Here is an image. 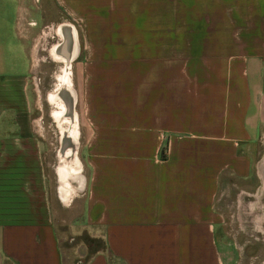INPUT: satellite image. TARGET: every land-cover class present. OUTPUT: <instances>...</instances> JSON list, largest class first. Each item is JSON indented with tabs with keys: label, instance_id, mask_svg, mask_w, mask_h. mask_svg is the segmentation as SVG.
Returning a JSON list of instances; mask_svg holds the SVG:
<instances>
[{
	"label": "crops",
	"instance_id": "0c3cea01",
	"mask_svg": "<svg viewBox=\"0 0 264 264\" xmlns=\"http://www.w3.org/2000/svg\"><path fill=\"white\" fill-rule=\"evenodd\" d=\"M55 1L85 20L93 52L76 61L86 184L68 222L104 244L85 264H229L216 200L225 174L250 177L264 141V0H0V264H64L31 77L35 26ZM67 27L75 42L68 24L42 34L58 39L55 84ZM74 149L53 168L62 205L59 166L83 186Z\"/></svg>",
	"mask_w": 264,
	"mask_h": 264
},
{
	"label": "rangeland",
	"instance_id": "374dc122",
	"mask_svg": "<svg viewBox=\"0 0 264 264\" xmlns=\"http://www.w3.org/2000/svg\"><path fill=\"white\" fill-rule=\"evenodd\" d=\"M105 22L102 26H110L109 20H105ZM60 24L71 25L75 30L74 42L73 30L68 27L65 28L64 34L69 37V40L67 44L62 46L65 47L63 50H67V48L68 50H73L74 43L76 46V56L70 66L72 90L71 88L60 90L53 96L50 94L48 98L49 105L45 96L52 91L55 85V78L60 65L48 57L47 49L57 44L58 39L54 35L42 37V34L46 32L47 28L56 27ZM99 25L100 22L98 21L97 26ZM84 26L85 20L67 16L62 10V6L55 1L52 11L47 14V19L45 18L42 23H38L35 26L37 41L31 64L32 82L35 83L37 90V109L34 116L38 125L37 136L39 146H41L42 165L47 177L48 208L51 210V219L59 239V249L63 254L64 264H85V260L89 257L85 237L91 238L84 231L78 233L76 230L70 231L68 229L69 220L79 217L81 197L84 194L86 184V172L80 154V148L83 143V123L80 117L76 81V61L80 58H93V52H89L84 43L85 39H91L89 35H84ZM61 36L59 35V37ZM59 49H61V46H59ZM59 78L63 84L66 83L63 73L60 74ZM71 91H73L74 95V104L71 105L69 98H67L68 101L65 105L62 95H71ZM55 103H58L56 107ZM69 105L73 107V111L76 114L77 124L75 116L72 115L73 111L68 110ZM49 112L56 123V127L49 118ZM66 112L68 114L71 113V115L68 117ZM64 123H68L69 126L66 131H61L60 128H62ZM57 130L59 132V152ZM77 135L78 139L76 141ZM76 143L77 158L81 164L80 176L83 186L79 191L78 181L76 180L78 177L70 174L69 169L59 166L60 183H64L62 184L64 188L66 185L69 186L68 193L66 191L64 199H61L62 203L64 204V200L71 192L75 193L68 205H62L55 192L57 181L53 174V168L54 166L57 167L60 159L65 160L67 164L70 162L75 163V159L72 156ZM263 161L264 141L261 143L259 156L253 165L250 177L246 180H239L225 174V180L222 181L219 187L220 191L217 195L216 206L219 209L222 221L220 226L215 228V240L221 251L228 257L229 264H264V190L262 189L264 188V177H261L259 170L262 163H264ZM73 176L75 183L71 179ZM68 179H71V183ZM51 190L53 191L52 201Z\"/></svg>",
	"mask_w": 264,
	"mask_h": 264
},
{
	"label": "bare ground",
	"instance_id": "6f19581e",
	"mask_svg": "<svg viewBox=\"0 0 264 264\" xmlns=\"http://www.w3.org/2000/svg\"><path fill=\"white\" fill-rule=\"evenodd\" d=\"M62 39H61V37H60V41H61ZM56 49L54 50V52H51L52 53V55H54L56 58L58 57V56H56L57 54H56ZM58 58H60V57H58ZM61 60V59H60ZM62 63H63V66H62V68H60V71H59V76H60V74H62L63 73V70H65V69H67L66 67H65V62H64V60H62L61 61ZM68 72H69V74H70V65H69V67H68ZM59 76H58V78H57V83L55 84V86H54V90H53V92H52V96H53V93L57 90V92L58 91H60V90H66V89H70V88H72V81H71V78H70V75L67 77V79L65 78V82L66 83H62V80L59 78ZM66 84V85H65ZM67 87H69V88H67ZM56 94V93H55ZM57 104V103H56ZM77 139L78 138H76V141H77ZM264 162V161H263ZM67 169H69L68 167H66ZM260 175H261V177L263 178L264 177V163H262V165L260 166ZM61 184H64V183H61ZM66 185V184H65ZM69 189V186H67L66 185V187L64 188V187H62V190H61V192L63 193V194H65V192L67 191ZM263 190H264V188H262ZM67 193H68V191H67ZM75 196V193L74 192H71L67 197H66V200H64V205H68V203L71 201V199L73 198ZM61 199H64V195L63 196H61L60 197Z\"/></svg>",
	"mask_w": 264,
	"mask_h": 264
},
{
	"label": "trees",
	"instance_id": "16d2710c",
	"mask_svg": "<svg viewBox=\"0 0 264 264\" xmlns=\"http://www.w3.org/2000/svg\"><path fill=\"white\" fill-rule=\"evenodd\" d=\"M86 239V249L89 250L88 254L89 257L85 261H87L92 255H94L97 252H100L104 250V244L100 239H95V238H89L85 237Z\"/></svg>",
	"mask_w": 264,
	"mask_h": 264
},
{
	"label": "flooded vegetation",
	"instance_id": "af4514ba",
	"mask_svg": "<svg viewBox=\"0 0 264 264\" xmlns=\"http://www.w3.org/2000/svg\"><path fill=\"white\" fill-rule=\"evenodd\" d=\"M49 35L51 36V32L49 33ZM64 39H63V44H62V46L63 45H65V44H67L68 43V40H69V37H67V36H62ZM61 42H62V40H61ZM61 46V49H59L60 51H64L63 49L65 48V47H62ZM67 50H68V48H67ZM67 50H65V52L67 53L66 54V56L64 57V64H65V67L67 68V69H65V70H63V75H65V78L67 79V77L70 75L69 74V72H68V67H69V65H70V62H71V59H72V57H71V52H72V49H69L68 51ZM56 52V51H55ZM55 93H57V90L53 93V95H55Z\"/></svg>",
	"mask_w": 264,
	"mask_h": 264
}]
</instances>
